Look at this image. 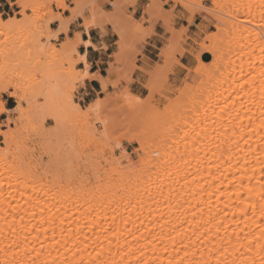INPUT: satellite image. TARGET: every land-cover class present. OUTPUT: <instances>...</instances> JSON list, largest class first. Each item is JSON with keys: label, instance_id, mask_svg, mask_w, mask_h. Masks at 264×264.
Wrapping results in <instances>:
<instances>
[{"label": "bare ground", "instance_id": "6f19581e", "mask_svg": "<svg viewBox=\"0 0 264 264\" xmlns=\"http://www.w3.org/2000/svg\"><path fill=\"white\" fill-rule=\"evenodd\" d=\"M84 1L76 0L77 7ZM16 3L26 10L25 0ZM230 6L219 29L232 39L222 45V34L210 37L212 60L199 55L194 70L200 82L174 102L168 129L181 120L196 124L174 153L169 148L156 160L153 154L132 176L63 188L8 160L0 146V264H264V0ZM251 17L262 19V28H247ZM77 19L74 10L58 35ZM18 24L0 13V27ZM115 32L123 41V32ZM73 42L67 38L66 52L78 51L80 32ZM244 67L251 76L244 78ZM59 79L52 70L47 100L55 98ZM99 79L107 91L111 79ZM245 95L256 99L243 98V105L238 99Z\"/></svg>", "mask_w": 264, "mask_h": 264}, {"label": "rangeland", "instance_id": "374dc122", "mask_svg": "<svg viewBox=\"0 0 264 264\" xmlns=\"http://www.w3.org/2000/svg\"><path fill=\"white\" fill-rule=\"evenodd\" d=\"M25 1L24 12L16 0H10L11 9L6 8V11L0 6L3 19L15 17L20 20V24L15 27H0V109L5 108L0 113V146L4 148L8 160L33 167L31 171L36 177L39 174V179L47 178L49 181H59L63 188L65 185L75 188L76 185L80 186V182L94 185L98 177L107 182L108 178L119 179L122 174H126L124 177L132 176L133 169L143 166L142 161H151L154 155L155 160L160 159L165 151L169 153V148L172 152L178 146L183 147L187 134L194 132L191 130L196 124H193L192 119L181 120L183 125L177 124L174 130H169L170 122L176 114L174 102L181 97L185 87H193L200 82L201 78L194 70L201 65L199 55L212 60V54L207 52L214 48L210 37L222 34L221 42L232 39L233 36L228 38L222 33L225 25L220 18L225 16L224 11L234 0H147L149 5L145 13L149 19L143 18L140 21L133 18L137 0H85L80 7H77L76 0ZM59 1L64 2L67 8L60 7ZM185 3H203L209 8L213 3H218L223 8L216 10L219 15L200 9L193 13L191 9L183 7ZM176 8L192 15L193 24L203 19L205 26H199L200 31L193 40L194 54L189 66L184 67L181 77L174 80L172 68L182 65L180 57L187 52L183 44L189 38L187 28L183 27L182 33L181 29L174 27ZM74 10L78 19L70 26L74 24L72 34L75 37L79 33L75 30L89 31L91 28L103 32L106 29H120L124 35L122 41L117 34V45L124 57L120 61L121 68L117 69L110 90L103 91L95 101L80 100V83L84 77L83 71L78 69L81 55L75 49L69 52L64 50L67 38L72 42L75 39L69 38L70 27L67 33L58 35V30L71 18ZM59 15L61 19L56 18ZM196 15L200 17L197 21ZM244 17L248 19L250 16H241L242 19ZM254 18L251 17L244 25L250 28L253 24L257 30L262 28L264 16L259 17L261 20ZM159 20L164 22L168 32L159 55L163 64L157 63L154 68L146 71L144 86H132L139 46L153 32L145 28L144 23L154 24ZM252 20L255 24L262 22L255 25ZM224 42L222 45L227 43ZM76 44L73 42L74 48ZM184 61L190 60L187 58ZM71 68L74 73L80 74L79 78L69 73ZM244 68L247 70L242 71L244 78H247V74L251 76L252 69H249L250 72ZM52 70L60 78L54 96L56 101L53 98V102L47 100L48 80ZM7 85L8 88L4 90L2 87ZM131 93L140 99L130 100ZM254 94L249 95L252 97ZM249 95L238 101L249 97L248 103L254 102L256 98L252 99ZM245 99L243 105H248ZM53 116L58 117V123ZM196 142L195 145L199 146ZM161 160L164 159L161 157ZM53 177L59 179L53 180Z\"/></svg>", "mask_w": 264, "mask_h": 264}, {"label": "crops", "instance_id": "0c3cea01", "mask_svg": "<svg viewBox=\"0 0 264 264\" xmlns=\"http://www.w3.org/2000/svg\"><path fill=\"white\" fill-rule=\"evenodd\" d=\"M148 5L149 2L147 0H137L136 6L133 9L134 20L140 21L143 18L146 20L149 19V15L145 13V9ZM0 6H3L4 11H6V8L11 9L10 0H0ZM174 14V27L177 30L183 27L187 28V37H189L183 44L187 52L183 57L178 56L181 58L182 65H176L172 68V78L177 80L184 72V67H188L191 59H193L195 47L193 40L200 31L198 29L199 26H205V22L196 15L195 21L200 19L199 23H194V26L189 25L187 23L188 15L186 11L181 8H176ZM73 27L74 24L70 26L69 38L71 39L75 37V34H72ZM144 27L150 28L153 32L146 38L145 42L139 46L140 51L137 52L136 56L137 68L134 70L133 74L135 81L132 83V86H144L147 78L146 71L154 68L157 63L163 64V62L160 61L159 55L168 37L167 26L162 20H159L154 24L146 22L144 23ZM75 31L82 34L83 42L79 45L78 51L81 56H85L87 61V63L81 61L78 65V69L83 71V73H86V70L88 72V76L80 83V94L82 95L80 100L86 101L89 99V101H95L97 96H100L103 92L101 80L99 78H109L111 81L115 79L117 76V69L121 68L120 61L124 57L121 53L120 46L117 45L118 37L114 30L106 29V31L103 32L98 28H91L89 31L85 29ZM86 42H88V44H86ZM187 58L190 61L185 62L184 59ZM108 90H110V86Z\"/></svg>", "mask_w": 264, "mask_h": 264}, {"label": "snow or ice", "instance_id": "6c2138e0", "mask_svg": "<svg viewBox=\"0 0 264 264\" xmlns=\"http://www.w3.org/2000/svg\"><path fill=\"white\" fill-rule=\"evenodd\" d=\"M65 7H66V5H65ZM169 7H171V5H169ZM183 7L186 8V9H191L193 11V13L195 12L196 9H200L201 11H206V12L212 13L214 15H219V13L216 10L223 8V5L218 4V3H213V5L209 8V7H205V5L203 3H200V4H187V3H185L183 5ZM187 23L189 25H193L194 26V24H193V16L192 15H188L187 16ZM202 27H203V25H202ZM181 31L183 33L184 29H181ZM77 40L79 41V35H77ZM176 63L178 64L179 61H176ZM0 110H3V109H0ZM53 119L56 120L57 123H58V117L53 116ZM49 123H51V121H49Z\"/></svg>", "mask_w": 264, "mask_h": 264}]
</instances>
